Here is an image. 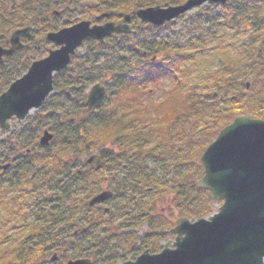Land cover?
Here are the masks:
<instances>
[{"label":"trees","instance_id":"obj_1","mask_svg":"<svg viewBox=\"0 0 264 264\" xmlns=\"http://www.w3.org/2000/svg\"><path fill=\"white\" fill-rule=\"evenodd\" d=\"M82 1L92 6L89 15L108 13L113 18L118 13L134 14L152 6L181 5L186 0ZM249 1L244 8L230 5V0L221 7L231 14L229 21L241 19L229 39L230 53L222 50L211 53L214 67L203 70L200 81L198 77L187 80L185 85L174 81L160 100L144 101L146 85L159 86L168 78L174 79L171 74L178 63L190 66L192 58L200 56L195 49L202 52V43L210 36L208 30H201L196 38L186 41L193 54L161 45L154 47L149 40L150 46L145 50L134 51L140 52L142 59L147 55L148 61L160 55L164 60L145 64L129 76L123 72L125 65L122 71L105 69L103 76L108 72L113 76L110 92L96 110L86 109L87 91L82 90V86L90 88L101 78L96 75L93 56L81 65L90 67L94 73L80 74L82 67L77 72L69 66L54 76L57 121L50 123V119L39 116L33 123L22 126L12 139L0 142V166L9 165L0 174V205L6 202L7 214L20 223L18 229L11 226V230H16L8 235L6 231L2 233L0 264H44L55 251L62 253L69 243L82 250L90 244L94 250L87 254H62L63 264L77 258H89L94 264L120 262L108 248L116 222L101 206H88L102 191H110L115 197L113 184H118L120 181H115L120 177L124 178L120 179L123 197L135 200L137 206L133 210V219L137 221L134 225L147 228L146 235L136 238L139 248L134 256L146 249L159 252L160 244L169 238L167 231L173 226L174 214L165 216L157 207L164 197H169L177 218L193 221L212 214L213 206L220 203L212 201L209 193L197 186L203 175L199 165L202 153L235 117L246 115L264 121V0ZM51 2L0 0V44L7 46V37L12 32L30 25L35 28V41L51 30L62 29L63 24L54 25L53 29L48 22ZM76 10L85 12L84 7L78 6ZM193 18L216 27L229 25L226 18L215 14L202 13ZM77 21L74 19L72 23ZM241 27L245 34L236 42L233 37ZM87 42L94 45V51L111 53H120L126 45L133 49L136 44L130 37L121 36L107 39L104 46ZM169 53L173 54L171 59ZM125 59L120 58L123 63ZM31 61L24 51L5 58L0 65V94L24 73ZM70 105L75 110L72 116ZM44 131L53 136L47 147L39 145ZM105 147L113 152L105 155L102 167L95 170L86 160ZM84 228L86 232L82 233L80 230Z\"/></svg>","mask_w":264,"mask_h":264},{"label":"water","instance_id":"obj_2","mask_svg":"<svg viewBox=\"0 0 264 264\" xmlns=\"http://www.w3.org/2000/svg\"><path fill=\"white\" fill-rule=\"evenodd\" d=\"M207 2L224 5L227 0H187L179 6L141 9L136 16L142 24L161 27ZM107 17L108 14H103L97 20ZM129 20L130 16L124 15L117 25L107 22L93 26L89 21H81L49 33L46 40L58 48L33 62L27 72L0 95V129L7 131L10 119L23 121L42 106L52 92L53 75L67 68L70 57L86 39L103 45L105 39L114 34L128 35ZM29 31L30 28H26L11 34L9 48L0 47V64L4 57L23 48L20 37H28ZM104 96V88L94 85L86 100L88 110L100 106ZM51 139L52 135L45 131L39 140L40 146H47ZM111 152L101 149L89 157L87 163L99 170L101 159ZM199 165L203 176L197 186L207 191L212 201L221 203L216 212L195 221L185 217L176 219L168 230L173 239L168 240L159 253L145 250L134 261L118 264H264V121L246 115L235 117L206 147ZM111 197L110 192H101L88 205L93 207ZM67 264L92 263L79 259Z\"/></svg>","mask_w":264,"mask_h":264},{"label":"rangeland","instance_id":"obj_3","mask_svg":"<svg viewBox=\"0 0 264 264\" xmlns=\"http://www.w3.org/2000/svg\"><path fill=\"white\" fill-rule=\"evenodd\" d=\"M249 0H230V5H234L236 7H243L244 6H249L251 3ZM78 4V5H77ZM69 5V4H68ZM67 5V6H68ZM66 6V4H65ZM79 7H83V2L82 0H70V12H64L61 14V16L58 18V23H64L65 21L71 20L74 22V19L76 20L77 18L81 17V14L79 11L76 9ZM156 7V6H152ZM161 8H164L163 6H159ZM151 8V7H149ZM59 10V9H58ZM199 10V14H215L218 18H226V22L229 23V25H222L217 27L215 25H212L210 23L203 24L201 18L198 19V22L195 21L193 16H195V12ZM82 12V11H81ZM197 12V13H198ZM231 17V14L228 12V10H222L221 7L218 6H208L207 4H203L199 7H196L191 10L190 12H187L180 17H177L173 21L167 23L164 27L161 28H154L149 26L148 24H140L137 19H134L133 22L130 23V28L131 33L129 36L123 38H129L134 40L135 47L131 49L127 45L125 48H122L120 50V53H111L109 50H103V51H94V45L91 42H85L82 46H80L75 52V54L72 57V64H70V68L74 71H79V68L82 67V63L90 57L93 56V60L95 61L94 67L96 69V75L98 77H101L97 82L93 83H100L102 85H105L107 89V95H109L110 92V82L111 79L113 78L112 74L108 72L106 76L104 75V70L108 69H115V68H120V71L123 69L121 68L122 65H125V71L127 72L124 74L129 76L134 75L138 70L143 69L141 66L148 64L150 61L148 59H142L141 55L134 50L141 51V49L145 50L146 46H150L149 40L152 41V43L155 45H161L169 48L170 50L172 48L176 49L181 52H185L186 54L190 55L189 53L193 52L191 51L192 47L190 45L186 44V41L189 39L196 38L200 32L202 33L201 30H208L210 36H208L204 42L202 43L203 49L202 52L201 50L195 49L197 51V55L200 56H195L192 58V64L188 67L185 66L184 62L176 64V68L173 70V73L171 74L174 79L168 78L162 82L161 85L159 86H154L153 84H147L145 89H144V101H151L152 100H160V98H163L165 94V89L169 87L171 84H174V81H177L181 85H185L186 81L198 77V81H200L202 78V72L203 70H211L214 66L211 63V53L217 52V51H224L225 54L230 53L229 47L231 44H229V39L232 38V35L235 32L236 25H238L241 21V19L229 21V18ZM90 21H94L93 19H90ZM238 23V24H236ZM69 24V23H68ZM71 24V23H70ZM67 23L63 24V26H66ZM62 26V27H63ZM71 26V25H70ZM244 29L241 27L238 30L237 36H234L233 39L237 42L240 37H242L245 34ZM223 33V34H221ZM220 37V38H218ZM245 40V39H244ZM44 45L41 47V43L37 44V52H32L30 55V58L36 59L39 56L43 57L46 56L49 50L56 49L55 46H53L50 43H46L43 40ZM233 44V43H232ZM36 47V46H35ZM206 47V50H205ZM108 49V48H107ZM35 51V49H34ZM41 51V52H40ZM40 52V53H39ZM35 54H38L35 56ZM161 56V55H160ZM155 57L157 62L164 60V57ZM96 57V58H94ZM173 57V54H168V59H171ZM99 58V59H97ZM119 58V59H118ZM120 58H127L125 59V63H130L129 65H126L123 63ZM89 59V58H88ZM97 59V60H96ZM155 60V61H156ZM107 61V62H106ZM71 69H70V75H71ZM26 73V71H23ZM22 73V75L24 74ZM80 74H86V73H94L91 71V68L85 67L83 64L82 70L79 71ZM205 73V72H204ZM107 80V81H106ZM116 80V79H115ZM92 83V84H93ZM89 86L87 89H84L82 86L83 91H88ZM56 94L55 92L48 98V100L43 104L42 108L33 111L30 116L23 122H18L15 119H11L8 121V124L10 126V129L6 132L0 130V140H5L8 141L9 139H12L14 134H17V132L21 129L22 126L27 125L28 123H33L36 118L39 116H44L43 118H48L51 121L56 122L59 116V111L56 110V103L58 101V98L55 97ZM71 102V99H70ZM73 109V112L70 111V116L73 115L75 112L74 108L70 105V110ZM81 116V115H80ZM80 116H78L80 118ZM77 118V117H76ZM121 176H123V173L121 172ZM115 182H119L118 184H113V191H114V196L112 199L106 201L103 205H101L102 208H108L109 209V218H112L116 224L114 226V233L115 235L112 236L114 237L110 245H108V248L110 251H112V254H114V257L116 256V259H118L121 263L124 262L122 260H133L135 256L133 253H135L137 247H139V242L136 241V238H139L140 236L143 237L144 235L147 234V228L145 226L138 227L134 225L137 221H135L134 218V207H135V200H128L126 197H123L120 190V185L121 179ZM124 179V178H122ZM123 187V185H122ZM135 194L137 192L134 191ZM7 197H10L8 195ZM6 201V200H5ZM25 202V201H23ZM25 205H27V202H25ZM137 207V206H136ZM135 207V208H136ZM158 208L162 209L165 216L169 214H174L175 217L177 218L178 214L177 211L174 210V206L170 205V200L169 197H164V201H159L158 203ZM216 205L213 206L212 213L216 211ZM8 207L7 203L4 202L2 205H0V240H2V233L4 231L5 235H8L7 233L9 231H13L19 228L20 223L19 220H16L15 223V217L12 215L7 214ZM23 216H27L26 213L22 214ZM173 215V222L175 220V217ZM10 221H6V220ZM107 220L108 217H105ZM6 221V223H5ZM132 225V226H130ZM11 226L16 227V229H10ZM105 228L106 225H105ZM115 228H118L115 230ZM110 234V233H108ZM134 237V240H133ZM172 240V239H171ZM94 248H92V245L88 244L83 246V250L80 247L74 246L73 244L70 243L65 247V252L66 255L70 253V255H73L76 253L78 254H83L84 252L87 254L89 252H93ZM141 253V252H140ZM139 253V254H140ZM61 253H57V260L54 263H50L49 259L45 260L44 264H60L63 260L60 256ZM52 256V255H51ZM137 257V256H136ZM65 263V262H64Z\"/></svg>","mask_w":264,"mask_h":264},{"label":"flooded vegetation","instance_id":"obj_4","mask_svg":"<svg viewBox=\"0 0 264 264\" xmlns=\"http://www.w3.org/2000/svg\"><path fill=\"white\" fill-rule=\"evenodd\" d=\"M52 2H51V6H49V9H50V12H51V16L49 17V19H48V22L51 24L52 23V25H53V29L54 28H56V27H58V25H59V23H58V18L61 16V14H63L64 12H70V0H51ZM83 2V1H82ZM65 4H66V6H65ZM69 4V5H68ZM68 5V6H67ZM84 6V8H85V12H80V14H81V17L80 18H77V20L78 21H81V20H87V21H89V22H91V24H95V25H102V24H104V23H107V21H111V22H113V23H115V24H118V23H121L122 22V19H123V14L122 13H118V14H116L117 16H113V18H111V16L109 15L108 16V18H102V19H100V20H97L98 19V17L99 16H101V15H103V13H100V14H97V15H89V13H90V11H91V9H92V6L90 5V4H83ZM59 9V10H58ZM131 15V17H130V20L127 22V26L128 27H130V23L131 22H133V20L134 19H137L136 18V16H135V14H130ZM87 18V19H83V18ZM80 19V20H79ZM90 19H93L94 21L92 22V21H90ZM47 20V19H46ZM66 23H67V25L66 26H63V27H61V28H66V27H70V25L72 26L74 23H72V21L71 20H68V21H65ZM65 22L64 23H61V24H65ZM69 23V24H68ZM71 23V24H70ZM54 25H56V27L54 26ZM56 31H58V29H56V30H51V31H49L48 33H46V35L42 38V39H39V40H34V34H35V28H34V26H32V25H30V31H29V33H28V37H24V36H21L20 37V43H21V45L23 46V48L22 49H20V50H17L16 52H19V51H24V52H26L28 55L29 54H31L32 52H37L38 50H37V44H39V43H41L40 45H41V47L44 45V43H43V40L46 42V43H50L51 44V42H49V41H47L46 40V36L49 34V33H51V32H56ZM118 36H121V35H118ZM9 38H10V35L7 37V42H8V44H7V46H3V45H1L0 44V47L2 48V49H8L9 48V46H10V44H9ZM36 46V47H35ZM34 49H35V51H34ZM50 51V50H49ZM48 51V52H49ZM16 52H14V53H16ZM41 52V51H40ZM39 52V53H40ZM13 53V54H14ZM12 54V55H13ZM48 54V53H47ZM38 54H35V56H37ZM47 56V55H46ZM46 56H43V57H38V58H36V59H32V61H31V63L30 64H32L33 63V61H37V60H41V59H43V58H45ZM29 57H30V55H29ZM30 67V65L27 67V69L25 70L26 72H27V70H28V68ZM0 142H3V140H0ZM9 168V165L7 164V165H2V166H0V174L2 173V172H4V171H6L7 169ZM57 253H59L58 251H55L52 255L53 256H55L56 258L55 259H53L52 260V262L49 260V262L50 263H54V262H56V260H57ZM66 252H65V250L60 254V256H61V258H63V256H62V254H65ZM64 259V258H63ZM60 264H62V262L60 263Z\"/></svg>","mask_w":264,"mask_h":264}]
</instances>
